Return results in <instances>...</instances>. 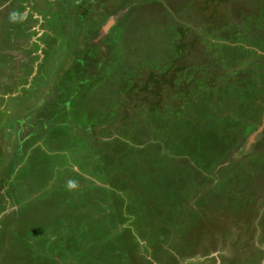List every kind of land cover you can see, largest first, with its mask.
<instances>
[{"label": "rangeland", "instance_id": "rangeland-1", "mask_svg": "<svg viewBox=\"0 0 264 264\" xmlns=\"http://www.w3.org/2000/svg\"><path fill=\"white\" fill-rule=\"evenodd\" d=\"M0 264H264V0H0Z\"/></svg>", "mask_w": 264, "mask_h": 264}, {"label": "water", "instance_id": "water-1", "mask_svg": "<svg viewBox=\"0 0 264 264\" xmlns=\"http://www.w3.org/2000/svg\"><path fill=\"white\" fill-rule=\"evenodd\" d=\"M255 137H256V135H255L254 137H252V139L254 140V139H255Z\"/></svg>", "mask_w": 264, "mask_h": 264}]
</instances>
